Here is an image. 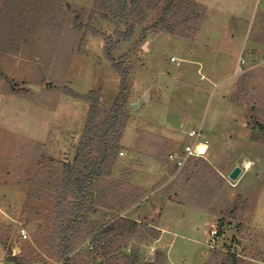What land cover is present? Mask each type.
<instances>
[{
	"label": "rangeland",
	"instance_id": "1",
	"mask_svg": "<svg viewBox=\"0 0 264 264\" xmlns=\"http://www.w3.org/2000/svg\"><path fill=\"white\" fill-rule=\"evenodd\" d=\"M60 1L50 3L49 15L38 19L28 38L0 49V236L8 242L6 250L0 244V260L20 253L35 264H57L50 228L59 197L50 180L62 177L63 162L73 160L79 145L90 109L82 97L100 92L101 122L122 90V78L106 57L107 47H114L117 63L129 69L128 116L110 177L95 187L96 204L112 208L105 210L106 220L143 209V217L149 213L144 224L151 227L153 221L169 230L160 243L126 241L132 251L140 249L142 261L207 264L215 252L211 264H220L236 245L235 254L248 264H264V143L253 141L262 137L258 123L264 125V62L253 66L259 61L251 60L246 69L250 51L264 36V0H196L208 4L209 15L201 31L187 39L151 30L166 0L146 12V22L135 27L129 41L131 24L97 16L91 26L101 35L95 36L90 28L72 26L62 13L67 3ZM71 3L91 11L96 0ZM244 76L248 87L240 102L236 92ZM199 129L209 142L206 158L213 165L249 159L251 170L242 168L237 180L224 184L196 178L182 193L164 169L174 167L169 155L181 153L190 142L184 132ZM144 177L151 181L142 186L138 181ZM139 185L137 192L146 196L133 205L135 210H120ZM241 195L250 205L243 203L245 209ZM236 202L246 217L229 214ZM22 228L28 240L21 238ZM213 230L219 236L215 249ZM81 236L76 252L90 241L88 233Z\"/></svg>",
	"mask_w": 264,
	"mask_h": 264
},
{
	"label": "trees",
	"instance_id": "2",
	"mask_svg": "<svg viewBox=\"0 0 264 264\" xmlns=\"http://www.w3.org/2000/svg\"><path fill=\"white\" fill-rule=\"evenodd\" d=\"M65 1L67 7L62 13L64 16H70L72 26L81 28L85 26L93 31V35L100 36L101 33L91 26L95 17L99 16L110 22L118 20L127 25L131 24L130 34L126 36L128 41L135 27L146 22V12H153L161 3L166 2V0H96L90 11L86 7L72 5L71 0ZM60 2V0H0V49H5L7 45L8 47L16 45L21 39L28 38L27 34H31L32 30L36 29L38 19L49 15L50 3ZM140 14L144 15V19L135 18V15ZM207 16L208 7L195 0H169L161 12V17L153 22L151 30L187 39L198 34ZM113 51L114 47H107L106 57L114 64V68L122 78V90L106 118L101 122L103 111L100 92H93L82 97L90 103V109L79 145L73 160L63 162L62 177L58 180H50V186L56 190L59 197L56 205L57 213L52 218L55 225L53 230L50 228V245L53 250L57 249V264L164 263V260L153 263L142 261L140 249L132 251L127 244L125 245L127 240L136 238H139L142 243L156 242L160 237L159 230L128 216L116 215L107 221L105 210L112 208L96 204L99 196L96 194L95 187H98L103 178L110 177L113 164L122 150L121 139L127 125L125 122L128 116L126 84L129 69L123 61L117 63ZM246 87H248V79L244 76L238 83L237 98L244 93ZM239 99L242 102L241 96ZM258 128L261 132L260 136L263 137L264 125L258 123ZM262 137H255L253 141L264 143ZM133 190V193L128 195L126 203L119 208L120 210L129 209L137 200L146 196L145 192L140 194L137 192L140 189ZM237 205L238 202L235 205L236 209L239 206ZM84 227L87 231H84ZM85 232L91 236L90 241L76 252L83 242L81 235ZM0 244L3 249H8V242L1 236ZM14 249L13 247L11 252ZM215 254L217 253L214 252L207 264H211ZM6 262L35 264L33 259L25 258L20 253L16 255L10 253ZM241 263L248 264L232 250L226 253L225 259L220 264Z\"/></svg>",
	"mask_w": 264,
	"mask_h": 264
},
{
	"label": "crops",
	"instance_id": "3",
	"mask_svg": "<svg viewBox=\"0 0 264 264\" xmlns=\"http://www.w3.org/2000/svg\"><path fill=\"white\" fill-rule=\"evenodd\" d=\"M200 4H203V3H200ZM203 5H206L208 7V4H203ZM208 15H209V9H208ZM207 18H208V16H207ZM207 18L203 22L202 27L205 24ZM263 22H264V13H263L262 22H261L262 23L261 32L264 35V25H263ZM202 27H201V29H202ZM201 29H200V31H201ZM258 40L260 42V43H257L258 46L256 48H253L250 51V54H251L250 56L251 57H249V59L246 61V65L248 64L249 66L246 67V69H249L250 68L251 64L248 63V62L251 61V60H257V61H259L256 64L255 63L252 64L253 66H255V65H259L260 66L262 64L261 62H264V51H262V49H261L262 47H264V46H262V45H264V36L263 37L262 36H259L258 37ZM255 143H257V142H255ZM208 144H209V142H208ZM209 151H210V148H209ZM247 161L250 163V167H249V171H250L251 170V167L253 165V161H251L249 159H244L242 162H239L238 160H236L235 162H233V164H230L229 162H226V163L220 162L217 166H215L216 164L213 165V163H211L210 161H208L207 158L206 159H199V160H196V161H193V162L189 163L185 167V169H182L179 172H177L176 169L172 165H169V164H167L166 168L165 167H163V168H165L164 169L165 170V174L170 173V176L173 174L172 176H174L175 179H176V181H177L176 182V185L178 186L177 189H180V190L182 189V193H183V190L185 188L184 185L187 184V183H189V182H191L192 180H194L196 178H199L201 181L202 180H209V178H211V179L214 178L213 180H217V182H223V184L225 182L227 183L228 179H230V175L233 172V170L236 167H240L241 168V171H242V168L244 169V165L247 163ZM153 170H154V172L158 176H161V172L158 171L160 169H158V167L156 165L153 166ZM249 171H244V172H249ZM157 178L159 179L160 177H157ZM152 180H157V179H156L155 176H153L152 177ZM142 181H138V183L139 184H142V186H145L146 184H148L151 181V179H149L148 177L147 178L144 177ZM138 189L141 190L140 185H139ZM227 200L230 203V201L232 200V198L227 197ZM238 200L242 204L241 206L243 208H244L243 203L244 204L247 203L249 205L248 200L245 197H242V195L239 196V199ZM135 208L136 207L133 206L130 209H128L127 212L132 211V210H135ZM153 208L155 209L154 210V213H156V215L158 213H160L161 210H159V208H156V207H153ZM244 209H242L239 206L236 209L235 206H234L231 210L229 209L228 211H229V214L234 215L235 217H237L236 216V213H238V218H239V216H241V217L242 216H245V217L247 216L246 214L243 213L244 212ZM142 210L141 209H138L137 212H135V213L133 212V215H131L129 217L132 218V219L137 220L138 222L144 223V220L143 219L145 217H148V214L149 213H147L146 216L143 217V214H142L143 211ZM238 210H239V212H238ZM250 210H251V207H250ZM234 211H235V214L233 213ZM221 214H222V216H221ZM221 214H220V216H221L220 219H223L224 217H226V215H224V212H221ZM150 215H153V213L151 212ZM151 226L154 227V228H156L157 230H159L161 232L159 239L155 243H160L163 240L164 236L169 233V230L165 226H161L159 224H156L153 221H152Z\"/></svg>",
	"mask_w": 264,
	"mask_h": 264
},
{
	"label": "built area",
	"instance_id": "4",
	"mask_svg": "<svg viewBox=\"0 0 264 264\" xmlns=\"http://www.w3.org/2000/svg\"><path fill=\"white\" fill-rule=\"evenodd\" d=\"M172 62H176L175 58H172ZM185 136L190 140L189 143H186L181 153H171L169 159L174 163V167L177 172L184 169L189 163L199 160L206 159V156L209 151V144L207 137L203 133L202 129L199 130H190L184 132ZM122 154V153H121ZM249 167L244 165V171H248ZM234 185V184H232ZM20 236L23 240H28L30 238L29 233L25 228L20 230ZM212 239L214 240L211 244L212 248H216V242L219 239L218 231L213 230L211 232ZM88 243V242H87ZM0 264H15L13 262H6L0 260ZM37 264H42L41 262Z\"/></svg>",
	"mask_w": 264,
	"mask_h": 264
},
{
	"label": "water",
	"instance_id": "5",
	"mask_svg": "<svg viewBox=\"0 0 264 264\" xmlns=\"http://www.w3.org/2000/svg\"><path fill=\"white\" fill-rule=\"evenodd\" d=\"M24 88H25V89H32L33 91H36V92L39 91V89H38L37 87H35V86H28V87H24ZM143 101H144V102H148V101H149V93H148V92L144 95V97H143ZM142 103H143V102H139V103H137V104H133V105H131V107H132L133 109H136V108H138ZM241 172H242V171H241V168H240V167H236V168L233 170V172L231 173V175H230V179H232V180H237L238 177L240 176ZM16 251H18V248H16ZM234 253H237V246H236V245L234 246Z\"/></svg>",
	"mask_w": 264,
	"mask_h": 264
},
{
	"label": "bare ground",
	"instance_id": "6",
	"mask_svg": "<svg viewBox=\"0 0 264 264\" xmlns=\"http://www.w3.org/2000/svg\"><path fill=\"white\" fill-rule=\"evenodd\" d=\"M246 165H247V167H250V163L249 162H247Z\"/></svg>",
	"mask_w": 264,
	"mask_h": 264
}]
</instances>
